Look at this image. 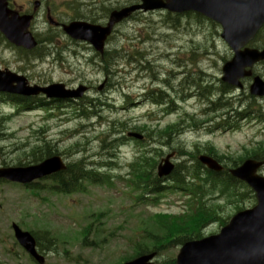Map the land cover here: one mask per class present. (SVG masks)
<instances>
[{
  "label": "rangeland",
  "instance_id": "1",
  "mask_svg": "<svg viewBox=\"0 0 264 264\" xmlns=\"http://www.w3.org/2000/svg\"><path fill=\"white\" fill-rule=\"evenodd\" d=\"M37 1L49 2L54 13L51 18L55 22L72 19L97 21L101 11L103 13L100 1L105 8L110 2L100 0L93 5L94 0ZM132 2L117 0L118 5ZM38 20V35L47 33L46 37H54L48 57L40 61L30 59L21 62L15 51H6L0 46L1 66L24 76L32 85H89L90 91L82 104L85 106L88 103L87 106L92 108L83 109L82 106L73 107V104L64 103L55 109L47 106L45 110L35 109L11 117L5 125L7 131L0 133V162L4 160L8 166H17L18 162L26 165L30 159L26 153L32 146L42 145L40 142L44 140L58 150L67 164L83 162L91 167L103 168L95 174L102 184L85 183L81 192L64 195L52 190L45 180L38 182L39 189L31 192L0 183V264H35L16 244L12 224L18 225L22 231L37 234L44 251V264H119L117 262L121 258L135 256L147 217L159 212L183 213L187 202L183 194L167 191L155 206L135 202L134 196L139 198L140 194L133 193L128 187L130 163L146 150L148 154L139 157L143 158L142 165L151 168L153 158L160 161L171 152L180 155L184 150L196 152L195 145L202 149L201 146L206 143L213 145L220 154L235 157L241 155L242 147L250 148L253 141L264 138L261 134L264 124H253V118H249L250 122L239 119L236 131L209 135L208 127L199 126L198 116L204 106L193 97L196 96L195 88L189 86L183 92L188 98L176 97L181 93L183 80L191 84L195 79L202 85L199 78H206L209 85L217 89L222 59L230 57L216 30L206 23L197 22L194 17L154 12L137 14L117 26L106 46L109 51L105 57L108 75L101 70L98 64L100 58H94L96 55L91 48L70 41L61 30L49 26L44 16ZM3 44L0 37V45ZM39 50L42 57L45 50ZM199 72L202 74L199 75ZM253 74L264 79V63L255 67ZM103 82L104 89L98 92V86ZM249 83L244 82L245 90L240 92L242 99L247 94ZM148 92L159 95L157 100L164 103L161 108L158 104L154 106L152 102L155 100L151 102L143 97ZM124 95H128L130 101L125 102ZM238 95V92L234 93V96ZM257 104L263 106L264 102ZM14 109L10 104H0V118L12 115ZM159 109H169L170 112L165 115ZM159 111L162 113L161 126L177 122L178 118L187 114L196 117L193 124L200 131L185 132L178 140L171 137V141L162 139L160 134L153 135L156 142L147 138L141 144L126 142L122 138L135 126L156 130L158 125L153 120L156 119L154 115L160 117ZM188 123L187 119L186 125ZM103 138L104 141H101ZM175 160L182 162L186 158L177 156ZM220 203L224 204L223 201ZM224 207V215H227L231 210L226 209V204ZM215 230L216 227L212 226L206 233ZM82 231L87 233L83 235ZM150 233L148 230L145 233V242H150V246L143 242L148 251L154 243ZM177 252L178 247L168 249L157 262L174 259Z\"/></svg>",
  "mask_w": 264,
  "mask_h": 264
},
{
  "label": "water",
  "instance_id": "2",
  "mask_svg": "<svg viewBox=\"0 0 264 264\" xmlns=\"http://www.w3.org/2000/svg\"><path fill=\"white\" fill-rule=\"evenodd\" d=\"M8 0H0V32L12 44L31 50L36 46L30 34L24 33L28 18L18 20L8 18L6 8ZM142 5L131 7L114 14L122 18L136 10L166 9L169 12L195 11L219 22L223 27L222 38L234 52L231 62L223 67V82L239 86L237 80L248 76L245 68L264 60V49L240 51L243 45L252 39L258 26L264 22V0H141ZM112 20H116L112 16ZM111 21L106 29L89 26L85 23H71L63 28L65 34L74 40L89 42L97 52H102L105 38L109 35ZM85 91L80 87L75 91L65 90L61 84L48 87H29L24 77L9 72H0V92L19 96L45 95L47 98H80ZM250 94L264 95V83L254 78ZM209 168L219 170L218 165L208 158H201ZM167 161V160H165ZM259 164L246 163L231 174L245 181L256 193L257 204L232 218L221 233L200 242L187 243L177 257L176 264H264V178L255 175ZM62 168L60 159L53 158L29 170H0V178L12 182L29 183L46 175L57 173ZM171 166L166 163L158 167V176H166ZM17 240L34 255L33 240L13 227ZM154 254L136 259L128 264H146Z\"/></svg>",
  "mask_w": 264,
  "mask_h": 264
},
{
  "label": "trees",
  "instance_id": "3",
  "mask_svg": "<svg viewBox=\"0 0 264 264\" xmlns=\"http://www.w3.org/2000/svg\"><path fill=\"white\" fill-rule=\"evenodd\" d=\"M33 51V52H26L21 51V53L25 56L26 59L29 58V56H33L35 58L38 57L39 52ZM15 100H18L15 98ZM30 100H27L26 106H29ZM176 129V127L172 126L169 127V129H165L167 131H173ZM253 154V159H264V144L258 146ZM55 153L54 149L52 148L49 143L43 142L42 145H35L31 148L28 157L29 163H37L38 161H41L44 158L50 157ZM210 155H216L215 153ZM145 157V155H142ZM143 158L138 157L136 162L131 166L132 174H135L136 180H146L147 187L151 189L149 190L150 193H158L160 190L158 187V182L155 180H152V171L153 168H148L142 165ZM151 164H155L156 160L153 159V161H150ZM229 166L234 167L236 165L235 161L228 160ZM199 164H197L198 166ZM199 167V166H198ZM82 172L80 168H78L76 165L68 167L67 171L62 174L58 175L57 182L59 185V188L64 193H69L74 190H77L79 188V182L82 180V177L79 175ZM206 177H208L206 175ZM210 177H216L215 180H212L214 184H212L211 189L213 191H217L221 195H225L227 197H230V192L238 195L239 193H242L244 195L249 196V198L252 200L253 196L251 195V192H249L246 188L242 187V185H239L236 181L232 180L228 177L227 183L228 186L232 187L230 190L228 189L227 185H224L222 182L223 180L217 177V175H212ZM208 177L207 179H209ZM152 181V182H151ZM151 183V184H150ZM231 183V184H229ZM241 186V187H240ZM222 190H219V189ZM224 188V189H223ZM228 190V191H225ZM246 191V192H245ZM245 192V193H244ZM242 195V196H244ZM244 200V199H243ZM242 200V202H243ZM207 210H203L202 206L201 209L198 210V212L195 214V216L192 217H182V218H176V217H156V225H154V229L151 231V235H149L151 238H153L154 245L162 244V241L160 238L164 239L165 242L170 241V239L174 238V242L181 243L184 240L188 239H194L195 236L199 235L200 229L206 224V220L208 218ZM157 233V234H156ZM154 236V237H153Z\"/></svg>",
  "mask_w": 264,
  "mask_h": 264
},
{
  "label": "flooded vegetation",
  "instance_id": "4",
  "mask_svg": "<svg viewBox=\"0 0 264 264\" xmlns=\"http://www.w3.org/2000/svg\"><path fill=\"white\" fill-rule=\"evenodd\" d=\"M39 3H37V7H34L33 6V3H32V8L30 9V1L26 0L25 3H22V2H19V0H14L12 2H10L8 4V8L10 10H13V11H16L19 16H23V15H32L33 16V20H35V18L39 15V14H44L45 18L49 19L54 13H53V10H50L49 8H47V5L45 3L44 4H41L39 5ZM45 6V13L42 12L41 9H43ZM39 8V10H38ZM42 12V13H40ZM100 19L97 20L96 24H99V25H104V21L103 18L104 16L103 15H100ZM54 18V17H53ZM64 23H67V21H64V22H59L58 20L55 22V25L54 27H57L58 29H61L60 27L64 24Z\"/></svg>",
  "mask_w": 264,
  "mask_h": 264
},
{
  "label": "bare ground",
  "instance_id": "5",
  "mask_svg": "<svg viewBox=\"0 0 264 264\" xmlns=\"http://www.w3.org/2000/svg\"><path fill=\"white\" fill-rule=\"evenodd\" d=\"M201 95H202V96H204V95H205V93H202ZM46 250H47V249H46Z\"/></svg>",
  "mask_w": 264,
  "mask_h": 264
}]
</instances>
